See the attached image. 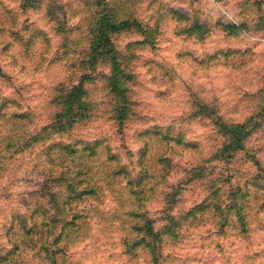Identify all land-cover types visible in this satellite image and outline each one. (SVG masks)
Returning a JSON list of instances; mask_svg holds the SVG:
<instances>
[{"label":"clouds","instance_id":"clouds-1","mask_svg":"<svg viewBox=\"0 0 264 264\" xmlns=\"http://www.w3.org/2000/svg\"><path fill=\"white\" fill-rule=\"evenodd\" d=\"M0 264H264V0H0Z\"/></svg>","mask_w":264,"mask_h":264}]
</instances>
